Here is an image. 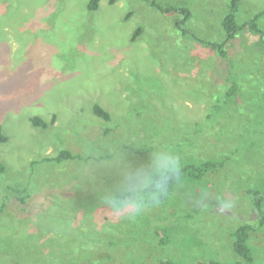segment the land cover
<instances>
[{"label":"rangeland","instance_id":"374dc122","mask_svg":"<svg viewBox=\"0 0 264 264\" xmlns=\"http://www.w3.org/2000/svg\"><path fill=\"white\" fill-rule=\"evenodd\" d=\"M154 2L189 8L191 33ZM230 2L101 0L91 12L89 0H0V127L9 138L0 264L241 260L233 233L258 226L250 193L264 195V16L262 33H241L223 59L201 39L225 40ZM261 11L264 0H242L237 20ZM231 59L244 87L239 104L223 93ZM96 103L110 121L94 115ZM54 115L48 129L32 123ZM62 148L83 158L41 161ZM229 154L216 172L182 177L168 203L139 202L150 172ZM126 190L134 194L121 205L114 197ZM249 244L253 264H264V227Z\"/></svg>","mask_w":264,"mask_h":264},{"label":"trees","instance_id":"16d2710c","mask_svg":"<svg viewBox=\"0 0 264 264\" xmlns=\"http://www.w3.org/2000/svg\"><path fill=\"white\" fill-rule=\"evenodd\" d=\"M118 1L119 0H110L111 3H116ZM241 2L242 0H231L230 4L228 5V13L222 22L223 29L226 33V38L224 41L222 42L217 40L206 41L201 39V41L208 44L211 52H214L216 55H219L226 60L229 59V52L226 51V45L228 42H230L231 40H236V38L241 33L246 34V32L248 31L259 34L262 33L259 20L261 19V17L264 16V11L259 12L251 20L243 24H240L237 20V14ZM100 3L101 0H89L88 3L89 11L91 12L97 11L100 7ZM153 4L160 10V12L162 11L163 13H167V14L170 13L180 14V17L176 19V26L179 29H182V33L184 35H189L191 33V31L188 28L184 27L191 17V12L189 8L184 6L178 7L174 5L163 6L157 2H154ZM141 31H142V27H140L137 31H135V36H138L141 33ZM231 61L232 59L230 60V67L227 66L225 68V70L228 68L227 70L228 75H227V79H225V81L227 82V87L224 88L223 93L225 94L226 102L228 104H234L235 102L239 104L242 101V95H243L242 94L243 91L241 92L240 88L243 86H241V83L237 79H234V77L232 76L231 68L234 65V63L232 62L233 64L232 65ZM225 70L223 72H225ZM218 88L220 90V86ZM244 98L246 99L247 97L244 96ZM93 112L95 116H97L99 119L103 121H110L112 119V113L99 103H96L94 105ZM56 120H57L56 115H54L50 121L40 116H34L32 118V123L36 127L48 129L50 125L55 124ZM99 123H101V121ZM104 130L105 129H103V131ZM111 131H112L111 129H106L105 133L108 134ZM8 140H9L8 136L3 132L2 127H0V175L7 171V166L2 160L1 151H2V146ZM230 155L231 154L221 155L220 158H212V157L202 158L200 160L197 159L190 160L189 158H186L184 162L172 163L168 166L159 168L155 172L152 173L150 172L149 181L145 184V186L141 188V190L138 193L139 202L143 205H148L149 207L154 205L159 206L168 203L169 197L171 196L174 187L180 183V179L182 177L186 176L192 179L199 180L205 177L208 174V172H212V171L216 172L220 168H223V166L226 164L227 159L229 160ZM80 158H83V156H81L80 154H76L72 149L62 148L54 154H47L43 156L41 158V161L61 164L62 162L67 160L75 161ZM87 158L89 159L90 157L88 156ZM41 161L36 160L34 161V164H37ZM133 194L134 192L132 190H126L124 192L118 193L114 197V199L116 200V202L123 205L125 204L124 199H126L127 196ZM209 194L211 195L212 193L210 192ZM250 194H253L252 196L253 199L251 200L252 205L255 206L256 209L259 211L261 217L258 226H254L250 223H246L235 229L233 233V239H234L233 245L235 252L241 258V260L232 264H253V262L255 261V256L253 255L252 247L249 244L251 233L264 227V213H263L264 195H262V192L258 190H253ZM19 199L21 200V198ZM25 202L26 200L24 201V203ZM78 264H83V263H78ZM164 264H172V262L164 261ZM212 264H220V263L212 262Z\"/></svg>","mask_w":264,"mask_h":264}]
</instances>
